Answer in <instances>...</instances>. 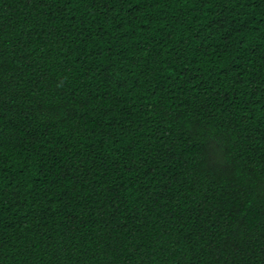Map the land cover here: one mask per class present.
<instances>
[{"label": "trees", "instance_id": "obj_1", "mask_svg": "<svg viewBox=\"0 0 264 264\" xmlns=\"http://www.w3.org/2000/svg\"><path fill=\"white\" fill-rule=\"evenodd\" d=\"M0 264H264V0H0Z\"/></svg>", "mask_w": 264, "mask_h": 264}]
</instances>
